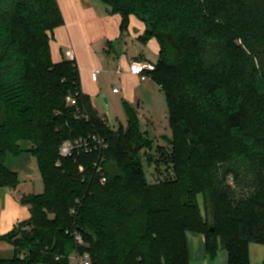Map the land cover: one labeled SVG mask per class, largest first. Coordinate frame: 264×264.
<instances>
[{"label":"trees","instance_id":"1","mask_svg":"<svg viewBox=\"0 0 264 264\" xmlns=\"http://www.w3.org/2000/svg\"><path fill=\"white\" fill-rule=\"evenodd\" d=\"M101 1L122 17V33L133 15L146 26L140 42L157 40L159 58L146 74L166 97L172 136L156 146L127 102L126 126L115 130L97 114L76 62L52 58L54 31L64 24L57 0H0V188L20 184L8 153H32L44 184L23 197L31 218L0 235L15 250L0 264H73V230L92 264H190L188 231L204 233L207 256L221 247L227 264H252L248 244L264 243V201L233 211L221 196L234 165L264 167L251 121L252 103L264 102V0ZM239 39L251 53L236 55ZM68 97L90 119H78ZM95 133L108 144L105 183L93 166L97 152L59 155L65 140ZM159 151L173 177L150 183L145 168L159 170ZM219 162L227 165L222 175Z\"/></svg>","mask_w":264,"mask_h":264},{"label":"crops","instance_id":"2","mask_svg":"<svg viewBox=\"0 0 264 264\" xmlns=\"http://www.w3.org/2000/svg\"><path fill=\"white\" fill-rule=\"evenodd\" d=\"M57 1L64 24L54 31V39L51 41L52 58L54 62L69 60L66 53H74L82 92L90 99L92 106L103 94L100 76L104 75V80L110 77L114 83L111 94H122L124 102L137 110L140 121L144 118V115L141 116V109L148 108V100L157 101L162 110H167L166 97L150 75L146 81H142L139 76L130 72V65L135 60L156 63L153 58L157 61L159 58L160 47L156 39H151L147 44L139 40L146 31V26L140 19L132 15L128 29L122 33V17L113 14L101 0ZM94 70H100L97 77L92 76ZM105 101L108 104V99ZM164 117H168V111H164ZM147 122L152 124L148 119ZM150 133L152 135V130ZM36 164L37 160L30 152L7 154L6 165L18 174L20 184L16 189L3 188V198H0V235L12 231L31 218V205L23 203V197L44 191V184L42 192L36 191V185L32 187L30 184L35 179ZM6 243L0 242V249ZM191 249L200 258L207 257L205 242L201 238L190 242V251Z\"/></svg>","mask_w":264,"mask_h":264},{"label":"rangeland","instance_id":"3","mask_svg":"<svg viewBox=\"0 0 264 264\" xmlns=\"http://www.w3.org/2000/svg\"><path fill=\"white\" fill-rule=\"evenodd\" d=\"M252 25L254 27V30L252 31L253 33L254 31L256 32L259 27L256 24ZM236 43L238 47V49H236L235 51L236 55L237 50L238 54L240 55L242 54L241 52L251 53L250 48L246 43H244L240 39L237 40ZM153 62H157L155 57L153 58ZM103 77L104 75L100 76V80L102 81L103 94L98 98V100L94 101L93 107H95L94 110L97 112V114L102 119H105L107 125L116 130L120 125H127L128 123L124 107V100L122 94H114V96L111 94L114 83L110 77H107L106 80H104ZM105 99H108V104L106 103ZM166 105L167 104L165 103V108L168 107V105L167 107ZM147 107V109H141V116L143 117L144 115V118H142L143 121H140L141 126L142 128L147 127L148 131L152 130V136L155 138V145H160V147L164 148L168 146V137L172 136L169 118L164 117V111H168V108L167 110H162L160 105L157 103V101L155 102V100H148ZM147 119L150 120L152 124H148ZM251 121L252 127L257 133V136L264 141V102L256 100L254 101V103H252ZM185 139L186 138H182V143L185 141ZM155 155L156 158L159 159V170L157 169L156 171L155 164L150 168L145 165L146 174L150 183H156L159 180L171 178V176L173 177L172 170L166 171V166L163 165V156H160V151ZM255 165L256 167L246 169L234 165L236 171L228 175L226 180H224L223 182V186L226 189L224 190L223 196H221V198H226L228 200L233 208V211H239V209H237V205L242 201L247 202L251 199H254L257 202L264 201V167L262 165H258L257 163ZM215 167H217L220 175H222L224 174L227 165L225 163L219 162L218 165H215ZM212 169L214 170L215 168L212 167ZM21 179H24V177H21ZM33 181H36V183H33ZM33 181L30 183L32 187L36 185V191L42 192L43 180L41 178L37 164L35 170V179H33ZM4 190L5 189L0 188V198H3ZM198 200L202 206L204 201L201 195L198 196ZM204 211L205 209L202 206V212L205 216ZM229 212H231V210ZM50 216L52 218L54 217V215ZM21 231L25 232V228L22 227ZM186 235L189 250L190 242L194 241L195 239L197 240L201 238L202 241L205 242L204 233L188 231ZM14 252L15 250L13 246L6 243L5 247H1L0 249V259H11L14 255ZM248 252L252 264H262V262H264V243L253 241L250 242L248 244ZM70 260L73 261L72 259ZM190 264H227V253L220 247L215 258H212L210 255L206 258H200L199 256H197V252L194 250L192 251L191 249Z\"/></svg>","mask_w":264,"mask_h":264},{"label":"built area","instance_id":"4","mask_svg":"<svg viewBox=\"0 0 264 264\" xmlns=\"http://www.w3.org/2000/svg\"><path fill=\"white\" fill-rule=\"evenodd\" d=\"M70 61H75V55L72 51L66 53ZM155 63L150 61H139L135 60L130 65V72L134 75L140 77L142 81L148 79L146 72L154 71ZM100 73V70H94L92 72L93 77H97ZM117 91V89H115ZM67 102L71 105L76 106V116L78 119L85 118L86 120L90 119V115L85 108L84 104H78L77 99L74 97H68ZM108 149V144L105 139L98 133L89 134L87 136H81L76 139L65 140L59 149V155L61 157H72L75 153L80 154H89L92 152H97L99 157L98 160L93 163L95 171L101 174V182H106V177L104 176L103 170V161H104V152ZM57 166L60 165V161L56 163ZM84 166H79L81 172L84 171ZM72 213H76L75 210H72ZM69 233V232H67ZM74 237L75 244L77 249L71 254L70 259H72L73 264H92V259L90 253L84 249L88 248V244L85 242L83 236L77 231L73 230L71 233Z\"/></svg>","mask_w":264,"mask_h":264}]
</instances>
